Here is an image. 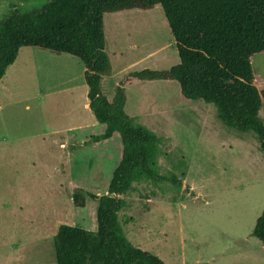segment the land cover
I'll use <instances>...</instances> for the list:
<instances>
[{
  "label": "rangeland",
  "instance_id": "obj_1",
  "mask_svg": "<svg viewBox=\"0 0 264 264\" xmlns=\"http://www.w3.org/2000/svg\"><path fill=\"white\" fill-rule=\"evenodd\" d=\"M51 0H0V24L14 10ZM115 87L132 71L169 69L180 56L161 5L104 15ZM264 87V54L252 59ZM85 66L72 55L20 49L0 79V264H57L61 224L97 228V199L121 155L120 141L96 144L100 125L87 106ZM125 111L160 137L163 182L143 179L123 197L129 240L167 264H264L252 232L264 210V156L254 131L228 127L217 108L182 100L173 81L126 86ZM264 119V104L261 109ZM81 192L86 205L75 204Z\"/></svg>",
  "mask_w": 264,
  "mask_h": 264
},
{
  "label": "trees",
  "instance_id": "obj_2",
  "mask_svg": "<svg viewBox=\"0 0 264 264\" xmlns=\"http://www.w3.org/2000/svg\"><path fill=\"white\" fill-rule=\"evenodd\" d=\"M161 5L180 62L169 69L130 72L115 87L113 97L102 90L112 75L106 52L104 15L127 9ZM23 47H36L77 57L85 66L89 107L100 132L96 144L119 140L121 155L97 199L95 230L61 224L54 236L57 264H167L158 255L133 244L119 212L127 207L121 197L143 179L171 180L157 169L160 137L134 124L125 111L126 86L136 81H173L182 100H202L216 106L219 118L239 131H254L264 156V87L255 84L252 59L264 54V0H51L29 12L18 9L0 24V79ZM86 205L81 192L73 195ZM252 234L264 242V210ZM206 264V263H198Z\"/></svg>",
  "mask_w": 264,
  "mask_h": 264
},
{
  "label": "crops",
  "instance_id": "obj_3",
  "mask_svg": "<svg viewBox=\"0 0 264 264\" xmlns=\"http://www.w3.org/2000/svg\"><path fill=\"white\" fill-rule=\"evenodd\" d=\"M107 76H105V78H106ZM89 105V99L87 100V106Z\"/></svg>",
  "mask_w": 264,
  "mask_h": 264
}]
</instances>
